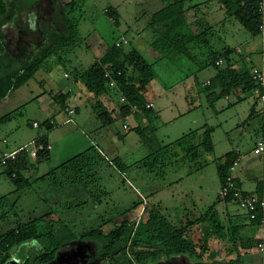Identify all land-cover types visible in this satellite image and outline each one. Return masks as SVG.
I'll return each mask as SVG.
<instances>
[{"label": "trees", "instance_id": "trees-1", "mask_svg": "<svg viewBox=\"0 0 264 264\" xmlns=\"http://www.w3.org/2000/svg\"><path fill=\"white\" fill-rule=\"evenodd\" d=\"M189 1L172 0L166 7L153 15L151 24L156 32L159 30L157 43L160 45L156 46L159 53H154L158 57L156 61L165 58L184 57L188 58L190 62L196 63L197 61L198 65L201 64L200 69L214 67L217 71L216 74L204 83L208 101L212 107L219 99L229 98L231 94L237 95L238 101L236 103H238L245 100L248 93L255 95L254 91L258 87L262 90L263 88L253 78L252 70L257 67L264 69V40L259 53L260 60L258 64L251 61V63H244V67L238 68L236 62H233L230 58L232 53L236 52V48L227 46L216 48L212 39L216 35L215 32L219 25H223L230 20L238 22L252 37L263 35L264 39L262 30V25H264V12L262 11L264 0H209L193 6L188 5ZM75 9L74 1L66 3V7L61 8L60 11L54 8L52 1L48 2L43 8L35 7V4L33 7L32 3H23L20 5L15 18H11L10 0H0V54L10 53L17 56L16 61L23 66L22 69H19L12 84L11 89L13 91L21 88L34 78L35 74L53 55L66 53V51L83 44V37L79 28L81 18L77 19L74 16ZM193 9L196 11L195 21L190 23L188 13ZM105 11L113 22L118 23L120 16L117 8L109 7ZM219 11L223 13L224 18L221 21H216L213 13ZM33 14L35 15L33 16ZM210 16H213V19H210ZM31 23H35L34 31L30 29ZM122 37H125L128 43L117 46V41L121 40L119 38L89 68L76 71L74 79L80 85V91L84 93L83 97L92 108L101 127L113 126L120 117L125 120L126 117L133 116L137 123V126L133 129L143 134L147 128H151L149 123L155 117H158L155 111L156 104L152 102L153 106H147L149 103L147 93L151 90L150 84L156 78V75L152 70L153 65L139 55V50L126 51L124 49L125 45L130 44L131 41L124 35ZM13 39L15 48H17L15 52L10 47ZM23 53L28 54V56L20 60L22 58L20 55ZM199 56H202L203 59L200 60ZM59 59H63V56L60 55ZM224 59L225 65L220 64ZM198 61L202 62L199 63ZM249 64L252 65L249 66ZM107 72H109V76ZM72 93V88L68 92L50 93L54 102L68 115H70L71 110H73L72 115H76L79 110L78 107L70 106ZM121 96L125 97V101L120 99ZM255 96L257 101L253 105L249 118L264 115V111L263 113L256 111L257 102L259 101L262 104L264 102L261 100V96ZM114 97L118 101V106L111 109L109 104L114 101ZM233 105L234 103L229 106ZM193 108L191 107L188 112H191ZM8 119L9 116H5L1 123L7 122ZM35 122L39 124L36 128L43 126L45 129L44 134H40L35 138L36 141L49 144L48 133L55 129L57 123L53 119H47L42 124L34 121L33 126ZM133 129L124 131L130 132ZM152 130L154 133L155 129ZM213 132L214 128L208 124H204L199 129L191 132L196 138L192 141L188 154H185L190 162L196 164L201 155L215 152L216 143L213 140ZM115 134L122 141L126 135V133L124 134L119 130L115 131ZM261 134L260 139H263L264 126ZM148 139L144 135L141 142L147 145ZM4 141L6 142V140ZM258 141L255 144L254 151ZM179 142L180 139L169 144H178ZM232 147L222 156L213 159L220 185L217 192V201L205 211L200 209L202 212L199 216L194 214L193 210L197 211L202 203L199 199L195 200V197L190 200L192 206L195 207L191 211L186 207L187 198L179 203V208L177 204L171 207L173 210L174 208L177 209L180 214L183 213L181 220L175 223L171 220L173 219L171 214L163 213L161 204L150 202L147 199L150 196L146 194L143 196L145 202L143 209L147 210L145 212L147 219H144L143 215L140 216L142 205L138 217L134 220L121 219L117 216L115 219H109L101 223L111 222L115 225L109 232L105 233L103 228L98 226L78 236L72 231L69 224L61 220H55L53 218L55 212L51 210L42 217L28 222H19L14 228L0 234V264H10L13 261L19 264H50L53 262L64 264L66 260L63 258V254L70 252L71 248L74 247L73 242L77 240L88 248L94 244L99 245L98 260L107 261L111 264H250L252 259L251 250L264 243V239L246 238L241 236V232L249 225L263 224L261 208L257 209L258 217L256 219H251L244 212L243 215L233 212L227 215L226 221H223L218 213L217 204L225 203L227 206L235 204L242 211L239 207L238 198L234 196V191H240L242 196L257 194L259 198H263L264 178L258 179L250 176L251 181H257L256 188L254 190L244 189L237 177L242 152L239 146ZM90 149L95 152V155L89 156L88 151H84L35 179L28 177L27 173L35 167L36 162L39 164L43 160L49 159L50 150L39 151L37 158L32 163L30 155L21 150L17 153L15 159H9L5 164L0 159V165L4 167V170L0 169V176L9 178L15 184L17 191H24L31 188L34 182L52 179L60 172L67 177L69 175L73 176V174L74 177H78L80 176L79 171L89 168V165L97 162L99 160L98 155H100V158L105 159L104 161L110 166H115L121 173H126L132 168H140L162 180L165 178L164 184H161L158 189L170 190L175 182L183 178V176L175 178L178 177L177 175L168 178L171 173L177 172H172L171 169L178 161L162 160L161 150H151V153L142 160L127 163L120 156L108 160L106 155L96 146H92ZM208 164L194 167L189 171V175L198 173ZM230 178L233 186L230 188L228 195L223 196L222 189L229 185ZM76 186L82 185L76 184ZM87 188H89V185L85 189L83 186L81 187L86 191L89 198L75 204H68L66 207L84 205L90 200L101 202L103 196L107 194L104 192L106 189L98 184L92 185L91 191ZM93 188L94 190H92ZM61 189L54 188L57 191ZM81 189L79 188V190ZM7 199L8 195H4L0 197V202ZM16 200L12 204L15 209ZM197 202H200V205ZM135 207H137V204L127 209L124 214L132 211ZM183 209L184 212H182ZM226 241L230 244V247L226 245ZM30 244L36 247L35 251L27 252ZM15 247L16 252L12 254ZM225 247L229 253V259H219ZM89 262H91L90 259ZM76 263L74 261L71 264Z\"/></svg>", "mask_w": 264, "mask_h": 264}, {"label": "rangeland", "instance_id": "rangeland-1", "mask_svg": "<svg viewBox=\"0 0 264 264\" xmlns=\"http://www.w3.org/2000/svg\"><path fill=\"white\" fill-rule=\"evenodd\" d=\"M50 1H52L54 8L59 11L66 7V3L74 1L76 6L74 16L77 19L81 18L79 28L83 37V44L66 51V53L53 55L35 74L34 78L15 91L11 87L19 69H22L23 66L16 61L17 56L10 53L0 54V159L3 157L4 148L18 149L45 131L43 126L34 127L33 122L38 121L42 124L47 119H53L57 123L55 127L57 130L54 129L55 133H51L50 139L55 146L58 158L51 161L46 159L39 164L36 162L35 167L32 168L35 174L33 175V172L27 174L28 177L35 179L40 177L37 174L42 175L48 170L51 171L58 167L61 164L59 159L61 154H67L65 156L72 158L88 151L89 156L95 155L90 147H92V140L95 143L99 141L98 137L94 136L93 139H90L92 130L81 122L80 116L78 114L72 115L71 112L68 115L61 110L54 103L50 93L68 92L71 87L73 90L71 102L73 103L75 96L81 92L80 85L74 79L76 71L89 68L95 60L103 56L106 49L124 35L131 41L130 44L125 45L124 49L126 51L139 50V55L153 65L152 70L156 75V83L153 84V89L156 91L157 88L163 87L170 91L158 98L156 97L157 91L151 90V95H149L155 99V111L158 117L149 123L151 128H147L143 134L133 129L137 126L133 116L126 117L125 120L120 117L113 126L102 129L103 135H108L111 131L115 134V131L118 130L126 133L123 141L118 139L115 134L116 140L113 144L108 148H101V152L106 155L108 160L120 156L127 163H132L142 160L151 153V150H161L162 160L178 161L171 169L172 172L177 171L178 175L171 173L168 178L172 175L178 176L175 178H179V176H183V178L175 182L170 190L160 189L158 195L150 197V202L160 203L161 211L167 215L171 214L173 217L171 220L175 223L181 220L183 213L180 214L175 208L174 210L171 209L174 204H177L179 208V203L187 198L186 207L191 211L195 208L190 201L192 200L191 197L194 196L197 200L205 194L206 202L201 205L200 202H197L200 206L197 211L193 210V213L199 216L202 211L217 201L220 185L213 159L222 156L233 148L232 146L235 148L239 146L242 152L238 165L240 173L243 172L253 178H264V153L256 154L254 151V141L257 138L255 134L259 129L260 133L264 126V115L249 118L256 101L255 96L248 93L245 100L236 103L238 101L237 95L231 94L229 98L219 99L212 107L208 101L204 83L216 74L217 71L214 67L200 69L201 64L198 65L197 61L196 63L190 62L188 58L184 57L165 58L156 61L158 57L154 53H159L156 47L160 46L157 43L159 30L158 32L154 30V26L151 24L152 17L172 0H10V17L15 18L20 5L23 3H32L33 7L35 4V7L43 8ZM205 1L207 0H195L194 3ZM109 7L117 8L120 16L118 23L113 22L110 16L106 14L105 10ZM213 16L216 21H221L224 18L220 11L214 12ZM213 16H210V19H213ZM215 33L216 38L213 39V44L216 48L223 46L236 48V52H233L230 57L233 62H236V67H244V63H251V61L258 64L259 53L264 40L263 35L252 37L238 22L232 20L223 25L220 24ZM220 37L225 42L220 41ZM10 47L13 52L17 49L14 39ZM60 55L63 56V59H59ZM20 56L22 57L21 60L26 58L28 54L23 53ZM199 58L200 60L203 59L202 56ZM198 62L201 63L202 61ZM220 64L225 65V59ZM42 96L44 100L49 102L46 103L50 106L48 113L43 111V106H40L38 101ZM41 103L43 102L41 101ZM233 103L236 104L230 107L229 105ZM257 104L258 109L263 113L264 104L258 102ZM109 106L111 109L118 106L115 97ZM191 107L194 108L188 112ZM214 109L217 112H214ZM91 114L94 113L90 107H81L83 118H91ZM5 116H9L8 121L1 123ZM192 119H197L198 124H193ZM66 120L68 121L64 123ZM144 121L146 122V120ZM85 123H89V121ZM123 123L130 124L133 130L125 132L122 129ZM205 123L215 126V152L201 155V158L194 164L185 157V154H188L192 141L196 138L191 132L199 129ZM98 124L101 125L100 122ZM152 129H155L154 133ZM144 135L147 139L149 138L147 145L141 142ZM179 139L178 144H169ZM81 143H84L85 147L78 149L77 144ZM161 146L164 148L162 149ZM98 158L97 162L92 163L93 166L91 164L88 166L89 168L79 171L80 176L78 177H74L72 172L73 176L69 175L68 177L60 172L52 179L34 182L31 188L24 191H17L15 184L9 178L0 176V197L8 195L7 200L0 202V234L14 228L19 222H28L42 217L51 210L55 212L53 217L55 220L69 224L72 231L78 236L98 226H101L105 233L109 232L115 225L111 222L101 223L115 219L117 216L121 219L134 220L138 217L142 205L140 216L143 215L142 217L147 219L145 213L147 210L143 209L145 203L143 196L147 194L146 190H150V187L160 188L161 184H164L165 178L162 180L140 168H132L126 173H121L115 166H110L104 161L105 159L100 158V155ZM30 161L33 162L32 158ZM205 163L209 164L198 173L189 175L190 170L196 166L199 167L201 164L205 165ZM0 169L4 170V167L0 165ZM242 176L244 177V175ZM81 181L82 183H80ZM76 184H81L84 189L89 185L87 189L90 191L92 185L98 184L106 189L104 192L107 194L103 196L101 202L90 200L84 205L67 208L68 204H75L89 198L86 191L81 189L82 186H76ZM199 184L203 186V192H199L201 190L198 189L200 188ZM256 184L257 181L244 180L246 189H254ZM54 188H62L63 190L57 191ZM97 192L102 193L101 191ZM188 193H191L190 196ZM15 200L17 201L16 209L12 207ZM134 204H137V207L124 214ZM217 208L223 221L227 220V215L236 213L238 210L237 205L229 204L227 206L225 203H218ZM73 243L74 247L71 248V251L63 254V258L66 260L64 264H71L78 260H81L82 264H111L107 261L98 260L99 245L94 244L88 248L79 240ZM226 243L230 247L227 241ZM15 250L16 247L12 250V254H15ZM35 250L36 247L31 244L27 248V252ZM253 250L258 255L252 257L250 264H262V248L258 246ZM16 256L18 255L16 254ZM219 259H229L226 247ZM10 264L19 263L13 261Z\"/></svg>", "mask_w": 264, "mask_h": 264}, {"label": "crops", "instance_id": "crops-1", "mask_svg": "<svg viewBox=\"0 0 264 264\" xmlns=\"http://www.w3.org/2000/svg\"><path fill=\"white\" fill-rule=\"evenodd\" d=\"M193 1V2H192ZM194 1L195 0H190L188 3V5H191V6H193V5H197V4H202V3H194ZM207 1H209V0H207ZM207 1H205V2H207ZM204 3V2H203ZM195 16H196V11L193 9V10H190L189 11V13H188V19H189V22L190 23H194V21H195ZM216 38V35L215 36H213V39H215ZM212 39V40H213ZM219 40L220 41H224L225 42V40L224 39H222L221 37L219 38ZM107 50V49H106ZM106 50L103 52V54L106 52ZM96 61V60H95ZM210 79V78H209ZM208 79V80H209ZM207 80V81H208ZM156 83V79H154L152 82H151V84H150V87H151V90H154L153 89V84H155ZM158 89V90H157ZM156 89V91H157V94L158 95H156V97H158V98H161L162 96H164L165 94H167V92H169V90H166V89H164L163 87H159V88H157ZM68 90H71V87L68 89ZM151 90L147 93V99L149 100V102H154L155 103V99L154 98H152V97H150V95H151ZM155 91V90H154ZM155 91V92H156ZM150 94V95H149ZM84 94H82L81 92H80V94L78 95V96H75V100H74V102L72 103V102H70V106H72V107H78L79 108V110H78V115L80 116V118H81V122L84 124V125H86L88 128H90L91 130H92V136L90 137V139H93L92 137H94V136H96V137H98V139H99V141H97L96 143L92 140V146H96L100 151H101V148L102 147H104V148H108L110 145H112L113 144V142H114V140H116V136H115V134L111 131V133L109 132V134L108 135H103V130L102 129H104L103 127H101V125H99L98 123H99V121L96 119V116H95V113L92 115L91 114V118L89 119H87L86 117L85 118H83L82 116H81V107H84V106H86L87 108L88 107H90L89 105H88V103H87V101H86V99H84ZM253 96H255V95H253ZM257 97L255 96V100L257 101V99H256ZM72 100V99H71ZM39 102H40V106H43V111L45 112V113H48V111L50 110V106H48L47 104L49 103V102H47L46 100H44V97L42 96V98L40 97L39 98V100H38ZM41 101L43 102V103H41ZM255 101V102H256ZM47 103V104H46ZM55 103V102H54ZM258 103H259V101H258ZM235 104V103H234ZM258 105V104H257ZM231 107V106H230ZM91 108V107H90ZM236 108V107H235ZM91 110H92V108H91ZM93 111V110H92ZM217 112V110L215 109L214 110V112ZM256 111L258 112V113H260L261 111L258 109V107H257V109H256ZM134 118V117H133ZM134 120H135V118H134ZM68 120H66V121H64V123L65 122H67ZM88 122L89 121V123H85V122ZM91 122V123H90ZM135 122H136V120H135ZM192 123L193 124H198V120L197 119H192ZM205 124H208V123H205ZM201 125V124H200ZM204 125V124H203ZM203 125H201L200 127H202ZM209 126H211V127H213L214 128V132H213V140H214V142H215V139H214V135H215V133H216V129H215V126L214 125H210V124H208ZM55 130H57V129H55ZM260 130V129H259ZM259 130L256 132V134L255 135H257V138L255 139V144H256V142L260 139V137H261V133H262V129H261V132L259 133ZM45 133V131H43L42 133H40V134H44ZM48 133V132H47ZM51 133H55V131L53 130V131H51L50 133H48V142L52 145V149L50 150V157H49V159H48V161H51V160H54V159H56V158H58V154L56 153V151H55V146H54V144H53V142L51 141V139H50V135H51ZM63 133H66V132H63ZM39 134V135H40ZM37 137V136H36ZM35 137V138H36ZM35 138H33V140L35 139ZM31 142V141H30ZM29 143V142H28ZM27 143V144H28ZM255 144H254V147H255ZM78 145V149H82L83 147H85V145H84V143H81V144H77ZM15 150V148H13V150H11L10 148H4L3 149V151H2V153H5L6 151H9V152H12V151H14ZM71 151V150H70ZM65 155H67V154H65ZM65 155H63V154H61V156L59 157V159H60V163L62 164L63 162H65V161H67L68 159H70L69 158V156L67 157V156H65ZM32 160H33V162L35 161L33 158H32ZM60 164V165H61ZM50 170H48V172H49ZM33 172V175L35 174L34 173V169H32V171L30 170L27 174L29 175V174H31ZM48 172H46V173H48ZM174 172V171H173ZM46 173H44V174H46ZM175 174H177L176 172H174ZM38 176H41V175H39V174H37ZM43 175V174H42ZM178 175V174H177ZM180 175V174H179ZM242 175H244V177L242 176ZM180 177V176H179ZM237 177L239 178V180L241 181V183H242V187L244 188V189H246L245 187H244V180H248V181H250V182H252L251 180H250V176H248V175H246V174H244L243 172L242 173H240V171L237 169ZM254 182V181H253ZM199 187L200 188H198V189H201L199 192H203L204 191V188H203V186H201L200 184H199ZM256 188V187H255ZM254 188V189H255ZM254 189H248V190H254ZM193 192H194V190H193ZM146 193L150 196V197H155L156 195H158L159 193H160V189H154L153 187H150V190H146ZM190 194L191 193H188V196H190ZM194 197V196H193ZM148 200H150V198H147ZM191 199H192V197H191ZM199 201L202 203V204H204L205 202H206V196H205V194L203 195V196H200L199 198ZM237 213L238 214H244L241 210H237ZM241 236H243V237H246V238H262V239H264V224H262V225H249V226H247L242 232H241ZM264 244V243H263ZM243 253H244V251H243ZM258 255V253H256L254 250H251V255H252V257H254L255 255ZM263 259V258H262ZM263 264V263H262Z\"/></svg>", "mask_w": 264, "mask_h": 264}, {"label": "built area", "instance_id": "built-area-1", "mask_svg": "<svg viewBox=\"0 0 264 264\" xmlns=\"http://www.w3.org/2000/svg\"><path fill=\"white\" fill-rule=\"evenodd\" d=\"M262 11L264 12V2L262 6ZM262 30L264 32V25H262ZM126 43H128L127 39L125 37H122L121 40L117 41L116 45L120 46ZM252 71H253L252 75H253L254 80L256 81L258 85H260L263 88L261 90L258 87L257 89H255L254 94L261 96L260 98L264 102V69L257 67V68H254ZM107 75L109 76V72H107ZM120 99L122 101H125L124 96H121ZM147 106L148 107L153 106V103L149 102ZM70 112L73 113V110H71ZM38 125L39 124L37 122L34 123L35 127H38ZM131 128L132 127L130 126V124H127V123L124 124L125 131H129ZM46 149L51 150L52 145L50 143L44 144L41 142H37L36 139H34L29 144L20 147L16 151H12V152L6 151L3 154V157L1 158V162L5 164L6 162L9 161V159H15L17 153L21 150L26 151L30 155L31 158L35 159L37 158L39 151L46 150ZM255 151L256 153H264V138L258 141ZM229 180H230L229 185L222 189L223 196L228 195L230 188H232L233 186V183L231 182V178ZM234 196L238 198L239 207L242 209V212L248 214L251 219H256L258 217L257 209L260 207L263 212L262 222L264 224V197L259 198L257 194H250L247 196H242V193L240 191H234ZM259 247L262 248V250H264L263 243L259 244Z\"/></svg>", "mask_w": 264, "mask_h": 264}, {"label": "clouds", "instance_id": "clouds-1", "mask_svg": "<svg viewBox=\"0 0 264 264\" xmlns=\"http://www.w3.org/2000/svg\"><path fill=\"white\" fill-rule=\"evenodd\" d=\"M34 15H35V14H33V16H34ZM30 29L33 30V31L35 30V23H31V24H30Z\"/></svg>", "mask_w": 264, "mask_h": 264}, {"label": "flooded vegetation", "instance_id": "flooded-vegetation-1", "mask_svg": "<svg viewBox=\"0 0 264 264\" xmlns=\"http://www.w3.org/2000/svg\"><path fill=\"white\" fill-rule=\"evenodd\" d=\"M81 260H78V261H76L77 263L76 264H82V262H80ZM80 262V263H79Z\"/></svg>", "mask_w": 264, "mask_h": 264}]
</instances>
